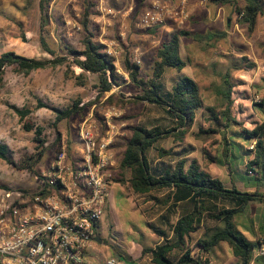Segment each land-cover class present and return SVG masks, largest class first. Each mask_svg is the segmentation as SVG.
<instances>
[{"label":"rangeland","instance_id":"obj_1","mask_svg":"<svg viewBox=\"0 0 264 264\" xmlns=\"http://www.w3.org/2000/svg\"><path fill=\"white\" fill-rule=\"evenodd\" d=\"M128 1L142 8L150 0ZM39 2L40 0H0V54L15 52L27 58H52L43 50L40 43ZM237 4L243 5L244 2L238 0ZM194 7L196 9H191L192 15L184 26L169 24L167 31L159 27L155 34L134 28L135 21L128 20L126 40L118 47V59L114 62L121 82L119 86L114 85L112 91L104 97H99V92L94 87L97 82L96 75L84 73L86 84L79 85L75 79L66 77V65L37 70L29 74H20L11 67L7 68L0 79V145L7 146L14 163L0 159V194L5 188L29 190L33 188V173L23 168L22 165L35 155L40 145L36 141L35 132L25 129L26 119L22 120L17 110H29L31 112L29 118L32 122L45 129L48 140L45 146L53 144L58 132L61 133V138L73 140L78 127L84 120L92 119L104 125L106 116L110 115L111 122L115 125L114 133L118 136L116 142L118 161L122 157L126 139L130 136L133 126H161L166 129L176 126L164 108L141 101L138 103L123 102L125 98H135L139 94L138 90L132 86L129 74L125 71L124 61L130 52L134 62H136L135 58L141 59L140 63L136 62L141 66V75L143 77L150 75L152 58L156 49L160 43L170 39L180 30L191 32L190 35L181 37L182 56L188 64H191V68L188 67L183 73L192 75L200 85L204 105L221 106L222 102L216 95L214 85L220 83L222 76L230 71L231 80L237 85L238 91L233 114L249 129L254 128L256 124L264 123V79L256 80L253 76H248L245 70H236V64L241 60L237 57L241 49L249 52L252 40L255 46L262 41L264 18L260 17L261 20L259 18L260 22L256 25L254 32L257 33L255 34L250 33L246 26L240 24L235 11L236 3L215 5L214 2H210L205 7ZM84 8V0H54L51 7L52 24L48 29V41L58 54H62L61 42L77 49L82 48L84 30L80 21ZM74 9L80 12H78L80 17L75 16ZM120 21L121 18H117L112 26L105 29H102L100 23L92 21V26L97 29V40L99 41L100 37L108 40L118 39ZM77 25L80 29L75 27ZM72 70L75 75L83 72L76 66H73ZM179 75L175 69H167L162 81L165 88H171ZM112 94L115 95V103L107 101ZM76 102H79V112L60 122L56 128L58 111L74 109ZM218 109H224V107L221 106ZM205 118V110H199L195 123L185 139L176 141L170 137L160 140L155 148L150 149L149 160L153 167L157 168L173 165L180 158L196 160L213 177L220 178L227 186H231L233 181L230 179L231 174L235 178L239 173L242 175L241 171H246L243 163L252 159L253 156H237L232 162L233 173H230L226 166L211 161L221 155L224 139L223 135H214L213 138L207 140L195 138L200 128H208ZM233 129L239 130L240 128L233 127ZM238 141L245 143L242 146L246 150L254 145V143L250 144L243 140ZM158 148L173 150V154L160 158ZM55 153L56 147L48 149L34 167L36 173L48 168ZM115 171L111 183V208L109 214L106 212L104 219H107L102 222L98 231L102 240H106L107 244L100 245L94 242L95 249L91 253L98 264H105L107 255L113 252L114 248H119L120 253L123 254L127 252L135 254L139 247L145 245L146 233L151 231L149 225L159 224V219L156 217L162 211V206L156 200H162L167 193L164 190H157L147 195L137 194L128 182L124 184L118 180L121 178L128 180L131 171H120L118 165ZM248 173L246 175L249 178L253 176L252 173ZM236 184L239 189L246 190L240 181ZM257 207L259 205L251 206L248 213L241 218L249 219L250 212L252 214ZM214 226H216L215 222L206 219L201 228L193 234V244L190 243V245H196L205 230ZM194 252L195 256L207 254L199 246ZM231 257L227 245L223 243L217 247L215 255L207 260L215 264H232Z\"/></svg>","mask_w":264,"mask_h":264},{"label":"trees","instance_id":"obj_2","mask_svg":"<svg viewBox=\"0 0 264 264\" xmlns=\"http://www.w3.org/2000/svg\"><path fill=\"white\" fill-rule=\"evenodd\" d=\"M169 1V0H164ZM174 1V0H172ZM215 5L235 4L239 22L253 33L258 23V18L264 16V0H243V5H238V0H212ZM54 0H40V43L43 50L52 56L51 59L27 58L15 52L0 54V79L7 68H13L20 74H29L33 71L54 68L66 65L65 75L75 79L79 85L86 84L84 73L97 76L95 88L99 97H104L111 92L114 85H120L121 77L116 72L114 60L105 52V46L97 40V29L92 26V9L94 0H84L85 8L80 24L84 30L82 48L77 49L61 42L58 54L48 41V29L52 24L51 7ZM159 27L150 29L146 33L155 34ZM191 32L180 30L166 41L160 43L153 56L151 74L143 77L141 66L134 62L130 52L124 61L125 71L129 74L132 86L139 94L135 98H125L123 102H147L164 108L176 126L166 129L161 126L146 127L135 125L131 134L126 139L125 149L118 161L120 171L130 170L128 180L118 179L119 182H128L137 194L147 195L154 191H167L162 200H156L162 206L171 204L179 207V217L174 224L168 225L165 230L151 226L159 237H164V243L155 248H144L142 256H152V264H207L200 256L192 257V252L197 246L212 258L213 253L221 244H226L230 253L237 258L239 264H253L256 260L255 251L264 247L263 240L253 242L240 230L238 219L248 213L252 203L264 204V123L256 124L254 128H247L244 123L233 114V107L238 97L237 85L231 80V72L222 76L221 82L214 85L216 95L221 99V106H205L201 89L196 80L188 76H181L171 90L165 88L162 78L167 69L182 71L187 65L181 57V37L190 35ZM73 66L79 67L83 72L75 75ZM165 88V89H164ZM133 97V96H132ZM108 102L115 103V95L107 98ZM79 102L74 109L60 110L56 118L55 127L65 119L79 112ZM204 109L205 120L208 128H200L195 134L196 139L207 140L214 135H223V146L220 156L211 161L226 166L233 173L232 162L239 155L253 156L244 162L246 174L252 172L249 181L252 185L246 186L250 190L241 191L236 182L228 187L220 178L213 177L203 169L196 160L180 158L173 165H164L163 168L153 167L148 153L155 148L156 143L167 138L183 141L197 118V112ZM22 120L26 119L25 129L34 131L36 141L40 147L38 151L23 163L22 167L36 173L35 166L50 147H56L61 141V133L52 145L45 146L48 142L45 129L37 126L29 118V110H17ZM237 127L239 130H234ZM231 136H228L230 135ZM233 136V137H232ZM255 143L253 149H245L241 142ZM71 140L68 139L70 144ZM159 157L172 155L173 150L157 149ZM207 155V154H206ZM0 159L13 164L7 146L0 145ZM38 172V171H37ZM208 219L216 226L207 228L196 245L190 246V238ZM172 238L169 239L170 235ZM100 237V236H99ZM101 238V237H100ZM102 239V238H101ZM103 240L101 245H106ZM120 254V252H118ZM121 255V254H120ZM127 261L130 257L122 256ZM264 264V263H263Z\"/></svg>","mask_w":264,"mask_h":264},{"label":"built area","instance_id":"obj_3","mask_svg":"<svg viewBox=\"0 0 264 264\" xmlns=\"http://www.w3.org/2000/svg\"><path fill=\"white\" fill-rule=\"evenodd\" d=\"M210 2L150 0L138 8L128 0H94L92 21L105 29L121 18L118 39L99 40L116 62L117 49L127 37L128 20H134L142 31L169 24L184 26L192 15V3L205 7ZM78 12L74 9L75 16L80 17ZM75 27L80 29L79 25ZM135 61L140 63L139 58ZM111 118L107 115L104 125L84 120L70 144L62 138L48 168L33 174L32 190L5 188L1 192L0 264L97 262L91 254L93 243L100 236V223L106 216L118 165V136ZM105 264L130 263L120 255L108 254Z\"/></svg>","mask_w":264,"mask_h":264},{"label":"crops","instance_id":"obj_4","mask_svg":"<svg viewBox=\"0 0 264 264\" xmlns=\"http://www.w3.org/2000/svg\"><path fill=\"white\" fill-rule=\"evenodd\" d=\"M194 6H195L194 3H192L191 9H193V8L196 9ZM260 17L264 18V16H260ZM259 18H258V23L261 20V18H260V20H259ZM134 28L138 29L135 24H134ZM166 28H168V25L167 26H163V29H165V31H167ZM144 32H146V31H144ZM176 33H174V34H176ZM254 33L256 34L257 32L255 31ZM254 44H255V42L252 40V43L250 44L251 48H250L249 52L248 51L247 52L243 51L241 49L240 55H237V57H239L241 60L239 62H237L236 70L237 71L245 70V72H246V74H248V76H251V77L253 76V78L256 79V80H261V79H264V37L262 38V41L260 42V44H258V46H255ZM239 51H240V49H239ZM180 53H181V51H180ZM181 57H182L183 60H185L183 58V56H182V53H181ZM139 60H141V59H139ZM190 65L191 64H188L182 71L178 72L180 75L175 79L172 87L174 86L175 82L181 76H188V77H191V78H193L195 80V78L192 75H190V74H188L186 72L183 73V71H186L188 67L191 68ZM163 78H164V76H163ZM163 78H162L161 81H163ZM172 87L171 88L166 87V88L168 90H171ZM243 145H245V143ZM241 170H243V169H241ZM241 172L243 174L240 175V173H239V175H237V178H235L234 175L231 174L230 179H231V181L233 180L232 183L240 181L243 184L244 187L252 185L253 182L249 181V179H248L249 176L246 175V172H244V170L241 171ZM231 186H228V187H231ZM237 187H238V185H237ZM246 190H250V189L246 187ZM246 190H241V191H246ZM110 199H111V196H110ZM110 199H109V202H108L107 214H109V210L111 208V200ZM253 205H259V207H257L252 214L250 212V216L248 214L249 219L245 218V217L241 218L242 216H240V218L238 220V223L240 222L239 223V230L249 240H251L253 242H256V241H259V240H263L262 238L264 237V204L252 203L251 206H253ZM180 206H181L180 204H178L176 207H172L171 204H169L167 206H162V209H161L162 211L156 217L157 219H159V224L157 226L156 225L153 226L152 224L149 225L151 231L146 233L147 239L144 240V244L145 245L139 247V249H137L138 251L135 254H131V253L126 251L128 254L127 253L126 254L120 253L121 254L120 255L118 253V252H121L119 248H114L113 252H110V254L114 253L115 255H120L121 257L123 255H125L127 257H130L131 261H128L130 264H152V261H151L152 260V256H151V254H147L144 257L142 256L143 249L144 248H155L157 245H160V244L164 243L166 239L164 237H159L154 232V230L151 228V226H153L154 228L160 229V230H165L168 227V225L174 224L177 221L178 217H179V212H180L179 211V207ZM259 209H260V212H258ZM106 219H103V221L106 220ZM102 222L100 223V228H101ZM172 235L173 234L170 235L169 239L172 238ZM192 236H193V234H192ZM192 236L190 238V243L191 244H193ZM215 250H217V248ZM194 251L192 252V257H195V252ZM228 251H229V249H228ZM213 255H215V251H214ZM200 257L204 261V259L207 260V258H209V255L205 254V255H201ZM255 257H256V260L253 262V264H262V263H264V247L262 249L258 248L255 251ZM231 261H232V264H239L237 258H235L233 255L231 257ZM95 264H98V262H95Z\"/></svg>","mask_w":264,"mask_h":264},{"label":"water","instance_id":"obj_5","mask_svg":"<svg viewBox=\"0 0 264 264\" xmlns=\"http://www.w3.org/2000/svg\"><path fill=\"white\" fill-rule=\"evenodd\" d=\"M97 242H98L99 244H102L103 240H102L100 237H98V238H97Z\"/></svg>","mask_w":264,"mask_h":264}]
</instances>
